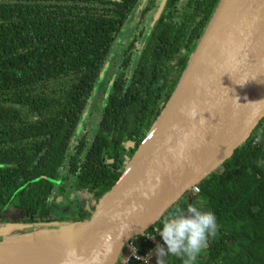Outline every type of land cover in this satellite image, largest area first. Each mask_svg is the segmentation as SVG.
<instances>
[{
	"label": "trees",
	"instance_id": "16d2710c",
	"mask_svg": "<svg viewBox=\"0 0 264 264\" xmlns=\"http://www.w3.org/2000/svg\"><path fill=\"white\" fill-rule=\"evenodd\" d=\"M140 1L0 0V224L6 208L22 216L21 226L88 221L166 103L218 2L165 0L153 19L159 0ZM97 82L101 107L86 132ZM262 159L264 110L194 183L198 192L185 190L152 226L159 231L166 216L197 203L219 227L196 264H264Z\"/></svg>",
	"mask_w": 264,
	"mask_h": 264
},
{
	"label": "water",
	"instance_id": "95a60500",
	"mask_svg": "<svg viewBox=\"0 0 264 264\" xmlns=\"http://www.w3.org/2000/svg\"><path fill=\"white\" fill-rule=\"evenodd\" d=\"M164 2L159 0L153 19ZM193 102L203 125L181 112ZM263 110L264 0H218L166 103L69 248L83 257L99 249L104 260L101 237L109 233L112 252L104 264H112L124 242L212 170ZM186 132L181 154L177 145ZM63 256L50 264H61Z\"/></svg>",
	"mask_w": 264,
	"mask_h": 264
},
{
	"label": "clouds",
	"instance_id": "9594fccd",
	"mask_svg": "<svg viewBox=\"0 0 264 264\" xmlns=\"http://www.w3.org/2000/svg\"><path fill=\"white\" fill-rule=\"evenodd\" d=\"M181 112L191 121L199 120L201 125L206 122L194 102L186 108H182ZM173 130H176L175 125L173 126ZM189 136L190 133H184L183 141L179 142L177 145L181 154L186 147L185 142L188 140ZM170 141L171 137H169L168 142L170 143ZM169 151H173V149H169ZM257 166H264V159L259 160ZM130 170L131 169H129V171ZM156 180V186L149 189V192L153 196L155 195V188L158 187L160 183L159 177H156ZM149 192L144 193L145 199L150 198ZM133 210H135V208ZM218 227L217 217L214 212L204 210L203 207L198 206L197 203L188 204L186 208H177L172 214H169L162 220V227L158 231V235L162 238L163 245L158 244L156 246V264H168L169 258L171 257L181 258L182 264H196L198 257L207 248L209 238L217 234ZM123 236L122 232L120 239ZM101 239L106 244L104 249V260H106L107 255L112 252L111 234L105 233ZM101 255L102 253L99 249H94L88 257H83L76 248H67L64 252L61 264H104ZM133 255L137 260H143V262L147 261L148 264V257L142 258L136 256L135 249H133Z\"/></svg>",
	"mask_w": 264,
	"mask_h": 264
},
{
	"label": "rangeland",
	"instance_id": "374dc122",
	"mask_svg": "<svg viewBox=\"0 0 264 264\" xmlns=\"http://www.w3.org/2000/svg\"><path fill=\"white\" fill-rule=\"evenodd\" d=\"M138 11L139 7L132 13L130 18L133 19ZM125 33L128 32L125 31ZM121 41L122 39L119 40V43ZM117 64L118 61L115 60L114 67ZM101 89L102 84L97 82L82 120L83 129L86 132H89L96 123L101 107L98 95ZM246 132L247 130L243 135ZM242 138L243 136H240L233 146L237 145ZM71 207L73 208L74 205H71ZM94 211L89 215V218ZM58 215L59 217L64 216L62 213ZM20 217L22 216L11 208H6L3 213V220L0 224V264H50L64 254L84 227L83 224L76 225L74 223L70 224V222L42 226H21L16 223ZM169 262L179 264V257H171Z\"/></svg>",
	"mask_w": 264,
	"mask_h": 264
},
{
	"label": "built area",
	"instance_id": "2783aa9c",
	"mask_svg": "<svg viewBox=\"0 0 264 264\" xmlns=\"http://www.w3.org/2000/svg\"><path fill=\"white\" fill-rule=\"evenodd\" d=\"M188 189L191 194H196L198 192L194 184L189 186ZM136 236L138 237L136 240H130L129 238L124 242L112 264H147V261L143 262V260H137L135 258L133 255V249H135L136 256L142 258L148 257V264H156V246L158 244L163 245V240L158 235L156 227L150 225L142 233Z\"/></svg>",
	"mask_w": 264,
	"mask_h": 264
},
{
	"label": "crops",
	"instance_id": "0c3cea01",
	"mask_svg": "<svg viewBox=\"0 0 264 264\" xmlns=\"http://www.w3.org/2000/svg\"><path fill=\"white\" fill-rule=\"evenodd\" d=\"M79 224H82V223H79ZM77 225V224H76Z\"/></svg>",
	"mask_w": 264,
	"mask_h": 264
}]
</instances>
